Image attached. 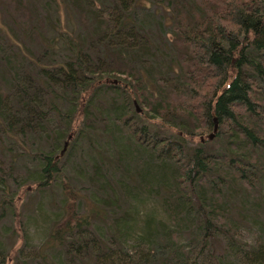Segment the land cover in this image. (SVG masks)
I'll return each mask as SVG.
<instances>
[{"label":"trees","instance_id":"16d2710c","mask_svg":"<svg viewBox=\"0 0 264 264\" xmlns=\"http://www.w3.org/2000/svg\"><path fill=\"white\" fill-rule=\"evenodd\" d=\"M147 1L0 0V264L27 193L60 175L42 264H264V0H153L162 43ZM95 128L111 154L87 202L64 160ZM149 198L164 217L141 219Z\"/></svg>","mask_w":264,"mask_h":264},{"label":"rangeland","instance_id":"374dc122","mask_svg":"<svg viewBox=\"0 0 264 264\" xmlns=\"http://www.w3.org/2000/svg\"><path fill=\"white\" fill-rule=\"evenodd\" d=\"M148 10L153 13L147 21L150 25V32L154 35L158 41L161 40L160 36L166 37L170 33V27L168 22H163L159 24L160 19H166V15L161 6H159L156 1H147ZM141 14L146 16L149 14L147 10H142ZM161 42V41H160ZM162 43V42H161ZM83 123V121H82ZM101 121H99V126L101 128ZM101 129H96L92 132L94 137V144L97 145L95 148L91 147L86 139H82L81 142H77L76 146L72 150L71 157L68 160H64L67 168L65 170L66 174L70 178L72 185L81 193V197L85 201H89L93 191H96L97 196L105 195L103 192H99L96 188L87 180L89 173H91V162L92 159L98 160L96 153L103 149L105 154V160L110 157L111 148L109 146V138L103 135L100 131ZM213 131V130H212ZM208 132L206 135L208 136ZM87 141V142H85ZM96 150V151H95ZM11 160V159H8ZM15 173L23 174L25 173L24 167L33 169L34 163L30 160L24 158L19 159ZM27 163V164H26ZM108 165V160L106 161V166ZM111 170L113 168V163H109ZM81 169V171H79ZM118 176V175H117ZM62 175H60L54 184L50 188H46L43 191H31L27 193L26 198L23 200L21 209V221H15L14 224L20 226V230L24 233V236L18 237L16 240V245L21 247V252L18 253V257L14 260H8L7 264H42L39 251L44 247V243L47 240L53 226L61 218L63 213V199H62V188H61ZM83 200L82 209H85L86 202ZM138 211L141 219L148 213H154L159 217H164L165 214L161 208V204L155 199H144L140 202ZM10 218L3 219L0 222L10 224L12 221ZM97 223V222H96ZM104 223L101 221L99 226ZM97 227V224L95 225ZM99 232V230H97ZM243 236L246 240L250 242H255L257 238V232L255 227L248 225L244 226ZM128 250V249H127ZM27 262H26V261ZM105 258L102 261H89L87 264H109V261ZM112 264V262H111Z\"/></svg>","mask_w":264,"mask_h":264},{"label":"water","instance_id":"95a60500","mask_svg":"<svg viewBox=\"0 0 264 264\" xmlns=\"http://www.w3.org/2000/svg\"><path fill=\"white\" fill-rule=\"evenodd\" d=\"M138 109H139V106H138ZM214 120H215L214 130L211 133H209V135H208L210 138H213L215 136L216 131L218 129V119H217V117H214ZM202 139H204V138L202 137Z\"/></svg>","mask_w":264,"mask_h":264}]
</instances>
